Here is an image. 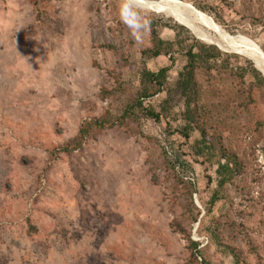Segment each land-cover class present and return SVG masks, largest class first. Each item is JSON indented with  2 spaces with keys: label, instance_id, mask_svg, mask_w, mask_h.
I'll list each match as a JSON object with an SVG mask.
<instances>
[{
  "label": "rangeland",
  "instance_id": "obj_1",
  "mask_svg": "<svg viewBox=\"0 0 264 264\" xmlns=\"http://www.w3.org/2000/svg\"><path fill=\"white\" fill-rule=\"evenodd\" d=\"M144 1L201 12L211 41L185 28L238 54L230 66L251 58L210 22L264 56V0ZM183 19L128 0H0V264H264V89L200 70L208 93L186 110L183 48L141 56L151 20L173 40L164 25ZM143 66L167 68L166 84L135 107L152 89ZM218 160L232 167L222 186Z\"/></svg>",
  "mask_w": 264,
  "mask_h": 264
},
{
  "label": "trees",
  "instance_id": "obj_2",
  "mask_svg": "<svg viewBox=\"0 0 264 264\" xmlns=\"http://www.w3.org/2000/svg\"><path fill=\"white\" fill-rule=\"evenodd\" d=\"M208 0H198V2H193L194 6L199 10L206 12V9L199 4L208 5ZM168 2V1H165ZM165 2L157 3L164 4ZM164 26L172 27L175 31L173 40H162L159 37L158 32V23L154 21H150V33H151V42L152 46L149 48H145L141 50L142 59H151L160 56L161 54H171L174 47H182L183 48V56L186 58V62L182 67V70L178 73V80L175 84V92L179 94L185 101L186 110H190L191 107H196L198 102L204 100L205 95L208 93L202 90L199 87L198 82V71L203 70L206 72H212L213 70H217L219 72L227 73L229 71V76L238 78L240 81L244 80L245 75H250L254 80L255 84L264 89V75L255 67L254 63L247 58H244L243 63L235 66H230L229 58L239 57L238 54L235 53H227L223 52L217 45L212 43H206L198 38L192 36L183 25L180 24H165ZM161 27V25H159ZM182 33H187L188 36L192 40V44H187L186 39H182ZM185 44V45H184ZM184 45V47L182 46ZM165 52V53H163ZM172 58V56H170ZM228 59V60H226ZM166 71L167 68H162L157 72H153L148 70L145 66L142 68V80L145 84H148L152 87V89H142L135 99L134 106L142 107L141 99H145L154 95V93H158L161 91L166 84ZM172 91L169 90V94ZM210 93V92H209ZM213 93V92H211ZM131 108V107H130ZM149 117H153L155 119L159 118V114L155 112V110L151 107L144 108ZM131 110H133L131 108ZM193 118L189 119L188 128H190V124L192 123ZM108 126H112L113 122H107ZM98 127H104V123H99ZM89 130L86 126L81 128V135L83 136ZM87 135V134H86ZM85 135V137H86ZM185 136H188L185 133ZM84 137V136H83ZM83 137H81L83 139ZM200 146V153L202 154L203 149H209L210 143L206 138V134L204 131L201 132V139L198 142ZM183 165L182 162L179 163ZM217 172L219 175L218 185L222 186L225 184L232 175V167L229 166V162L226 161L221 163V160L217 161ZM215 195L212 196L211 201H214ZM191 246L196 249L198 243L189 240ZM230 248V247H229ZM237 251L234 248H231V253L235 259L238 261Z\"/></svg>",
  "mask_w": 264,
  "mask_h": 264
},
{
  "label": "bare ground",
  "instance_id": "obj_3",
  "mask_svg": "<svg viewBox=\"0 0 264 264\" xmlns=\"http://www.w3.org/2000/svg\"><path fill=\"white\" fill-rule=\"evenodd\" d=\"M130 2V4L135 7V8H142V9H161V10H168V11H172L175 12L176 14H178L179 18H184L183 22L192 30L194 31L196 34H200L201 36H203L207 41H211V39L209 38V36L203 32L202 30H200L195 24L194 22L190 19L193 16H196L202 23L205 21H203L201 14L198 13L193 6L186 4L184 2L181 1H174V2H169L167 4H155V3H150V2H146L144 0H128ZM205 18V17H203ZM196 23V22H195ZM206 25V24H205ZM209 27L214 28L216 31H218L220 33V35L226 39H228L229 41H232L236 44V46L244 53L246 54L248 57L251 58V60L253 62H255L254 64H256L259 68H262V72L264 74V56L259 54V51L254 48V46L250 43V47L253 49L249 50L246 46V42L245 41H240L238 39H235L233 37H230L229 35H227L226 33L222 32L215 24L211 23L207 24ZM218 33V34H219ZM203 39V38H202ZM225 39V40H226ZM222 40V39H221ZM253 42V41H252ZM216 44V43H215ZM256 46V45H255ZM258 48V47H257ZM252 51V52H251ZM262 66V67H261Z\"/></svg>",
  "mask_w": 264,
  "mask_h": 264
},
{
  "label": "water",
  "instance_id": "obj_4",
  "mask_svg": "<svg viewBox=\"0 0 264 264\" xmlns=\"http://www.w3.org/2000/svg\"><path fill=\"white\" fill-rule=\"evenodd\" d=\"M177 23H179V24H181V25H183L184 27H186L187 29H189L188 27H187V25H184V24H182V23H180V22H177ZM190 30V29H189ZM215 45H217V44H215ZM219 48H221L219 45H217ZM239 53V52H238ZM241 54V53H240ZM255 65V67L263 74V72L256 66V64H254ZM264 75V74H263Z\"/></svg>",
  "mask_w": 264,
  "mask_h": 264
},
{
  "label": "built area",
  "instance_id": "obj_5",
  "mask_svg": "<svg viewBox=\"0 0 264 264\" xmlns=\"http://www.w3.org/2000/svg\"><path fill=\"white\" fill-rule=\"evenodd\" d=\"M208 1H210V2H214V1H219V0H208Z\"/></svg>",
  "mask_w": 264,
  "mask_h": 264
},
{
  "label": "clouds",
  "instance_id": "obj_6",
  "mask_svg": "<svg viewBox=\"0 0 264 264\" xmlns=\"http://www.w3.org/2000/svg\"><path fill=\"white\" fill-rule=\"evenodd\" d=\"M121 19H122V17H121Z\"/></svg>",
  "mask_w": 264,
  "mask_h": 264
}]
</instances>
